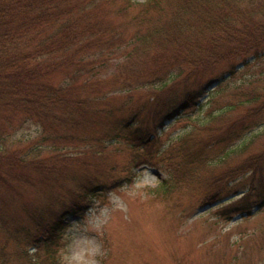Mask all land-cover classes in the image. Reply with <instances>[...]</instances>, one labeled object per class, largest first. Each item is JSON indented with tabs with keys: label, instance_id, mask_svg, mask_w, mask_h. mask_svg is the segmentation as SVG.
Instances as JSON below:
<instances>
[{
	"label": "rangeland",
	"instance_id": "374dc122",
	"mask_svg": "<svg viewBox=\"0 0 264 264\" xmlns=\"http://www.w3.org/2000/svg\"><path fill=\"white\" fill-rule=\"evenodd\" d=\"M134 13L114 19L128 43L136 38L137 25L127 22ZM111 59L92 76L100 81L88 89L94 92L90 106L103 113L80 129L84 137L63 139L58 152L36 137L39 126L12 131L19 155L31 141L59 170L66 167L56 185L43 180L27 186L22 203L38 210L47 193L58 194L57 186L65 205L74 200L71 190L78 196L77 210L65 217L59 264H264V49L246 61L195 73L187 85L160 96L126 74L125 60ZM212 80L197 108L161 123L186 88ZM99 93H105L102 102ZM131 120L135 126L125 130ZM130 135H151L154 142L137 148L124 138ZM43 178L49 175H33ZM94 183L98 194L87 192ZM214 194L218 201L208 205ZM247 207L252 214H243Z\"/></svg>",
	"mask_w": 264,
	"mask_h": 264
},
{
	"label": "trees",
	"instance_id": "16d2710c",
	"mask_svg": "<svg viewBox=\"0 0 264 264\" xmlns=\"http://www.w3.org/2000/svg\"><path fill=\"white\" fill-rule=\"evenodd\" d=\"M130 10L136 13L127 22L138 28L135 41L128 43L114 19ZM263 49L264 0H0V264H59L65 217L79 204L71 190L68 196L74 200L71 207L65 205L62 186H57L58 194L47 193L38 210L21 202L27 186L43 180L56 185L66 167L59 170L53 157L41 156L44 148H34L31 141L28 152L19 155L12 131L39 126L36 137L59 152L58 142L75 138L97 122V113L102 115L90 106L94 92L88 89L98 85L100 79L92 76L104 71L112 56L125 60L126 74L142 79L141 86H151L160 96L187 85L195 73L246 61ZM216 81L186 88L163 119L197 108ZM104 94H98V102ZM127 122L125 130L135 126V121ZM124 138L145 150L154 142L151 135ZM37 172L49 178L33 179ZM87 192L98 194V184ZM215 195L208 205L218 201ZM241 210L251 214L253 209Z\"/></svg>",
	"mask_w": 264,
	"mask_h": 264
}]
</instances>
